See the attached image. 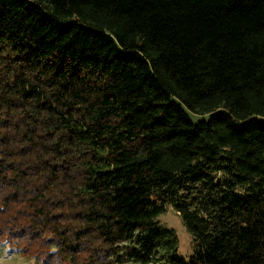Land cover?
Segmentation results:
<instances>
[{
	"label": "trees",
	"instance_id": "1",
	"mask_svg": "<svg viewBox=\"0 0 264 264\" xmlns=\"http://www.w3.org/2000/svg\"><path fill=\"white\" fill-rule=\"evenodd\" d=\"M2 244L264 264V0H0Z\"/></svg>",
	"mask_w": 264,
	"mask_h": 264
},
{
	"label": "rangeland",
	"instance_id": "2",
	"mask_svg": "<svg viewBox=\"0 0 264 264\" xmlns=\"http://www.w3.org/2000/svg\"><path fill=\"white\" fill-rule=\"evenodd\" d=\"M193 119L199 116L191 115ZM156 222L164 227L170 228L176 234V244L178 253L183 257H188L192 253L191 236L182 223L180 217L171 207L159 214ZM165 247L159 248V252H164ZM128 262L122 263L127 264ZM0 264H35L34 257H29L21 253L18 248L11 247L7 244L0 245Z\"/></svg>",
	"mask_w": 264,
	"mask_h": 264
}]
</instances>
